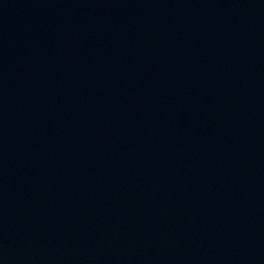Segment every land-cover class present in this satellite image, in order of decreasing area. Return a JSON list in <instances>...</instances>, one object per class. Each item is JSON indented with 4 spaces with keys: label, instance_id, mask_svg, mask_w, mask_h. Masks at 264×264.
Listing matches in <instances>:
<instances>
[{
    "label": "water",
    "instance_id": "obj_1",
    "mask_svg": "<svg viewBox=\"0 0 264 264\" xmlns=\"http://www.w3.org/2000/svg\"><path fill=\"white\" fill-rule=\"evenodd\" d=\"M0 264H264V0H0Z\"/></svg>",
    "mask_w": 264,
    "mask_h": 264
}]
</instances>
